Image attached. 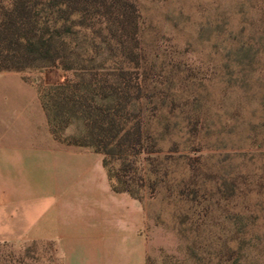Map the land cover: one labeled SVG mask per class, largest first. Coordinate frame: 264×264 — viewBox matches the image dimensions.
Segmentation results:
<instances>
[{
	"label": "rangeland",
	"instance_id": "rangeland-1",
	"mask_svg": "<svg viewBox=\"0 0 264 264\" xmlns=\"http://www.w3.org/2000/svg\"><path fill=\"white\" fill-rule=\"evenodd\" d=\"M133 1L151 153L107 161L145 207L146 264H264V0ZM20 77L43 90L73 74ZM0 264L60 262L51 245L0 242Z\"/></svg>",
	"mask_w": 264,
	"mask_h": 264
},
{
	"label": "trees",
	"instance_id": "trees-1",
	"mask_svg": "<svg viewBox=\"0 0 264 264\" xmlns=\"http://www.w3.org/2000/svg\"><path fill=\"white\" fill-rule=\"evenodd\" d=\"M139 29L133 0H0V73H72L39 90L53 139L102 155L112 191L141 201L107 161L151 153L133 110L142 95ZM73 125L76 133L66 136Z\"/></svg>",
	"mask_w": 264,
	"mask_h": 264
},
{
	"label": "crops",
	"instance_id": "crops-1",
	"mask_svg": "<svg viewBox=\"0 0 264 264\" xmlns=\"http://www.w3.org/2000/svg\"><path fill=\"white\" fill-rule=\"evenodd\" d=\"M0 76V242L50 244L60 264H146L143 203L112 191L102 155L53 139L40 89Z\"/></svg>",
	"mask_w": 264,
	"mask_h": 264
}]
</instances>
